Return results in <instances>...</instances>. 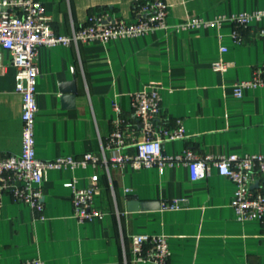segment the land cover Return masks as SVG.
Segmentation results:
<instances>
[{
	"label": "crops",
	"instance_id": "obj_1",
	"mask_svg": "<svg viewBox=\"0 0 264 264\" xmlns=\"http://www.w3.org/2000/svg\"><path fill=\"white\" fill-rule=\"evenodd\" d=\"M56 32L69 34L92 15L107 21L138 18L140 0H40ZM167 24L189 17L210 20L264 9V0H165ZM233 25L202 26L192 30H157L139 37L75 46H43L35 151L40 160L62 156L79 159L99 153L121 117L134 121L133 93L150 86L162 92L167 126L181 118L187 139L168 141L164 150L176 155L189 148L197 154L264 153V87L234 94L238 80L252 77L264 64V19L242 31L243 43L232 37ZM226 48L225 52L221 48ZM222 59L226 72L212 63ZM16 68L10 51L0 46V155L22 149V97L16 91ZM75 80L74 105L67 106L60 86ZM119 108V111L115 109ZM123 153L135 154L139 129L128 134ZM98 175L93 206L104 216L80 222L73 215L72 185L86 188ZM43 216L6 193L0 203V264H21L42 258L46 264H154L137 261L132 236L163 235L171 248L168 264H264V219L240 222L231 201L235 184L212 168L206 179L193 181L187 165L163 169L131 165L51 169L42 185ZM185 200L177 210L158 203ZM129 201L152 207L130 211Z\"/></svg>",
	"mask_w": 264,
	"mask_h": 264
},
{
	"label": "built area",
	"instance_id": "obj_2",
	"mask_svg": "<svg viewBox=\"0 0 264 264\" xmlns=\"http://www.w3.org/2000/svg\"><path fill=\"white\" fill-rule=\"evenodd\" d=\"M138 18L135 21L116 19L107 21L103 15H92L86 24L73 26L69 34L55 31L52 17L47 14L40 0H0V46L12 54L16 68V91L22 97V149L19 154L0 155V203L4 194L13 200L29 205L44 219L42 185L51 169L93 167L101 164L107 170L111 167L131 165L134 168L157 167L160 170L175 164L187 165L193 181L206 179L212 168L235 184L231 201L236 219L240 222L264 219V153L253 154H197L186 148L176 155L164 150L168 141L185 140L187 133L181 118L167 126L161 122L163 116L162 92L158 86H150L133 93L131 106L134 121L120 115L113 121V129L106 142H101L99 153H85L79 159L62 156L54 160H40L35 151V124L38 113L37 88L40 77L39 50L43 46H78L86 42L106 44L112 40L139 37L157 30H192L202 26L220 27L230 22L234 29L232 37L237 44L243 43L242 31L264 19V9L218 15L210 20L203 17H189L175 26L167 24L168 4L165 0H140L135 7ZM259 34L264 37V29ZM222 52L226 48H221ZM215 71L226 72L227 64L222 60L212 63ZM264 87V64L255 68L251 78L234 83V94L241 97L246 89ZM119 111V108L115 106ZM141 131L143 139L134 142L135 154L123 153L132 128ZM98 175L91 178L86 188L72 187L73 215L80 222H88L104 216L103 211L93 206L94 186ZM185 200L176 198L161 202L163 210H177ZM132 253L137 261L154 264H168L171 248L163 235L132 236ZM21 264H46L40 258H32Z\"/></svg>",
	"mask_w": 264,
	"mask_h": 264
},
{
	"label": "water",
	"instance_id": "obj_3",
	"mask_svg": "<svg viewBox=\"0 0 264 264\" xmlns=\"http://www.w3.org/2000/svg\"><path fill=\"white\" fill-rule=\"evenodd\" d=\"M60 91L64 93L63 99L65 100L66 105L73 106L74 97L77 92V86L75 80L62 84L60 86ZM127 205L130 211H136L139 209L144 210L147 209L148 207H152L153 204L149 202L129 201ZM158 207H161V203H158Z\"/></svg>",
	"mask_w": 264,
	"mask_h": 264
}]
</instances>
